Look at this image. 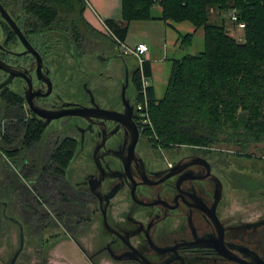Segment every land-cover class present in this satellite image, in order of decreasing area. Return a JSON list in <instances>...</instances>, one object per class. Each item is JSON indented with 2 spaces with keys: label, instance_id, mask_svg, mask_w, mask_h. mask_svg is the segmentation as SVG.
Segmentation results:
<instances>
[{
  "label": "flooded vegetation",
  "instance_id": "obj_1",
  "mask_svg": "<svg viewBox=\"0 0 264 264\" xmlns=\"http://www.w3.org/2000/svg\"><path fill=\"white\" fill-rule=\"evenodd\" d=\"M7 11L25 40L0 13V121L10 125L4 128L0 122V154L6 157L0 159V168L26 176L33 171L36 178L30 181L35 184L30 188L35 196L37 185L60 180L64 205L87 208L90 200L97 202L95 212L103 224L97 248L88 254L76 241L93 264L105 257L120 264H245L223 252L264 264V216L251 222L224 218L225 186L212 161L213 152L164 147L141 129L137 92L127 95L134 81L116 53L108 57L121 62L124 70L120 96L114 106L103 108L91 91L86 100L68 86V57L77 60L78 55L75 44L69 48L65 43L63 23H37L35 12L23 7ZM122 56L126 55L122 52ZM96 57L105 59L99 53ZM95 105L110 112H92L117 119L97 118L91 112L64 115L70 109ZM131 107L132 119L125 113ZM58 114L63 115L49 119ZM38 130L40 140H31V133ZM8 133L12 146L5 142ZM72 141L76 150L64 168ZM44 142L48 155L41 152ZM53 156L61 161H52ZM77 161L80 168L74 182L70 167ZM19 190L16 193L21 195ZM119 205L124 208L115 213ZM7 218L20 227L17 218Z\"/></svg>",
  "mask_w": 264,
  "mask_h": 264
},
{
  "label": "trees",
  "instance_id": "obj_2",
  "mask_svg": "<svg viewBox=\"0 0 264 264\" xmlns=\"http://www.w3.org/2000/svg\"><path fill=\"white\" fill-rule=\"evenodd\" d=\"M0 2L12 12L18 7L33 10L37 23L61 21L65 43L69 48L75 44L77 55L84 53L85 40L102 36L84 17L85 0ZM157 4L162 8L158 19L175 24L188 21L195 31L202 28L204 50L173 59L163 97L157 98L152 84L148 88L152 127L149 126L145 133L155 137L164 147L192 146L209 150L219 143H227L247 152L253 144L264 143V0H123L122 18H108L104 22L119 40L125 42L130 22L155 18L152 9ZM212 9L237 11L239 20L246 24L243 42L227 33L226 18L222 17L220 21L211 19ZM176 31L180 46L189 47L194 32L182 34ZM142 70L146 77H152L150 61H143ZM132 78L138 103L142 100L140 68L134 70ZM30 136L31 140L39 141L41 132L34 131ZM13 141L12 135L6 134V144L12 146ZM69 145L64 168L68 167L76 150L75 141ZM8 155L11 157V153ZM52 161L61 159L53 156ZM6 178L8 186H12L15 192L19 189L21 195L26 192L15 173L8 170ZM238 182L233 180V185ZM240 185L243 188L244 185L260 186L259 183ZM1 200L4 199L0 193V217L7 218L11 215ZM47 216L41 214L39 217L42 229L48 225L43 222Z\"/></svg>",
  "mask_w": 264,
  "mask_h": 264
},
{
  "label": "rangeland",
  "instance_id": "obj_3",
  "mask_svg": "<svg viewBox=\"0 0 264 264\" xmlns=\"http://www.w3.org/2000/svg\"><path fill=\"white\" fill-rule=\"evenodd\" d=\"M161 13V8L155 5L152 9V16L155 18L130 22L125 39V43L131 47L141 42L147 44L153 63L154 76L151 82L155 87L157 98L163 97L165 93L173 59L180 58L187 53H198L204 50L202 28L195 31V27L188 21L177 24L170 22L177 26L182 34L194 32L192 44L183 48L180 46L177 31L168 22L165 23L158 19ZM229 14L230 11L222 12L212 9L211 19L220 21L222 17L226 18L227 27L232 30L231 35L237 41L243 42L244 30L230 21ZM98 31L102 33V36L85 40V49L82 50L84 53L78 55L77 60L68 57V86L75 89L73 92L81 94L86 100H90L88 92L91 91L101 107L109 108L114 106L115 100L120 96L124 70L121 62L113 61L108 56L116 53L114 57L124 61L125 70L127 69L131 75L135 67L140 66L141 60L132 54L122 56L123 47L115 41L114 37L106 31ZM1 36L2 31H0V38ZM74 49L77 53L76 48ZM98 53L105 59H98L96 57ZM134 89L135 86L131 83L127 89V95L130 97L136 95V89ZM1 113L0 111V117ZM0 122L2 127L9 125L7 120ZM41 150L44 155H48L47 142L42 143ZM209 151L213 152L211 153L212 161L225 186L224 194L227 205L223 210V217L229 221L241 219L244 222L256 221L263 217L264 143L253 144L247 152L240 151L234 145L219 143L212 146ZM0 159L3 161L6 157L0 154ZM79 168L78 161L70 167L71 178L74 182L77 180ZM6 173L7 171L0 168L1 197L8 203V213L22 224L25 237L24 248L15 264H93L76 241L85 247L88 254H92L97 248L103 228L98 213L95 212L98 208L97 202L91 201L87 196L90 200L87 208L82 205L79 207L64 205L60 200V192L63 190L60 180L51 184L45 180L43 185H37L35 191L39 195L35 196L31 190L34 182L30 181L36 178L33 171L27 176L24 173L16 174L18 180L24 182L26 188V192L19 195L12 186H8ZM236 177H239L238 180ZM233 180L249 186L250 183L252 185L259 183L260 186L245 187L244 185L243 188L239 182L233 185ZM28 191L30 193H27ZM27 206L32 207V210ZM123 208V205L116 206L115 213ZM90 213L91 217L88 218ZM41 214L48 215L43 218V222L48 224L43 229L39 225ZM60 215L63 216L62 219ZM0 219V264H10L15 253L20 249L21 230L17 223L8 218L1 216ZM72 225L79 229H72ZM99 264L120 263L105 257L100 260Z\"/></svg>",
  "mask_w": 264,
  "mask_h": 264
},
{
  "label": "built area",
  "instance_id": "obj_4",
  "mask_svg": "<svg viewBox=\"0 0 264 264\" xmlns=\"http://www.w3.org/2000/svg\"><path fill=\"white\" fill-rule=\"evenodd\" d=\"M230 21L238 26L240 29H244L246 24L243 21L239 20L238 13L235 9H233L229 14ZM106 32L114 37L115 41L120 44V46L123 47V53L125 55H135L141 60V63L143 65V61L147 60V53L149 51V48L146 43H138L135 47H131L127 45L125 42L119 40L113 32L109 29L108 26H105ZM141 70V95L142 100L139 101V103L136 104V111L139 114L140 119V126L142 130H146V128L152 127V122L150 119L149 114V96H148V88L151 86L152 82L149 77H146L143 73L142 66L140 67Z\"/></svg>",
  "mask_w": 264,
  "mask_h": 264
},
{
  "label": "water",
  "instance_id": "obj_5",
  "mask_svg": "<svg viewBox=\"0 0 264 264\" xmlns=\"http://www.w3.org/2000/svg\"><path fill=\"white\" fill-rule=\"evenodd\" d=\"M0 13L1 15L3 16V18L10 24V26H12V28L21 36L22 39L25 40L24 36L21 34V31L20 29L18 28L16 22L14 21V19L11 17V15L8 13V11L3 7V5L1 4L0 2ZM232 30L229 29L227 30V33L228 34H231ZM27 46V50H29V48H32L29 44L26 45ZM38 58H41L40 55L38 54V52L34 51ZM7 84V83H6ZM94 110H101L103 112H110L108 110H105L103 108H101L99 105H95L94 107L90 108V107H77V108H74V109H70L66 112H64V115H79V116H86L88 112H91V114L89 115H93V116H97V118H102V119H117L116 116H112V115H108V116H105V115H99V114H96L95 112H92ZM127 115H128V118L132 119V115H133V107L130 108V110L128 109L126 112H125ZM63 114H58L56 116H53V117H50L49 119H53L54 117H60L62 116ZM91 117V116H90ZM137 134H138V130H137ZM5 205H7L6 203H4ZM104 221L106 223V225H108V221H107V218H106V213L104 214ZM214 221L217 223L219 222L218 220V217L217 216H214ZM109 226V225H108ZM20 239H21V245H20V249L15 253L14 257L12 258L10 264H15L17 259H18V256L20 255V253L22 252L23 248H24V241H25V237H24V230H23V226L22 224L20 223ZM223 238V237H222ZM223 254L227 255L229 257V259L231 260H235V261H239V262H243L245 264H252V263H247L245 262L244 260H242L241 258H238L237 256L235 255H232L230 254L229 252H223Z\"/></svg>",
  "mask_w": 264,
  "mask_h": 264
},
{
  "label": "crops",
  "instance_id": "obj_6",
  "mask_svg": "<svg viewBox=\"0 0 264 264\" xmlns=\"http://www.w3.org/2000/svg\"><path fill=\"white\" fill-rule=\"evenodd\" d=\"M85 1H86V7L84 10V17L97 30L106 31L105 29L106 24L104 22L105 19L112 18V19L120 20L122 18L123 0H85ZM157 6L161 8L159 4H157ZM168 23L173 29L178 30L177 26L171 24L170 22ZM146 59L151 63V67H152L151 80H152L154 76L153 63L151 62L149 51L147 53ZM141 66L142 63L140 61V66L135 67V69H138Z\"/></svg>",
  "mask_w": 264,
  "mask_h": 264
}]
</instances>
